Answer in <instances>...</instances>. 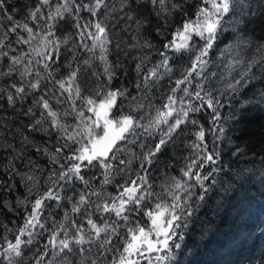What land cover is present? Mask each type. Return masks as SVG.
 I'll return each instance as SVG.
<instances>
[{
  "label": "snow or ice",
  "instance_id": "1",
  "mask_svg": "<svg viewBox=\"0 0 264 264\" xmlns=\"http://www.w3.org/2000/svg\"><path fill=\"white\" fill-rule=\"evenodd\" d=\"M246 7L245 0H37L18 19L8 0H0V60L5 62L0 78L6 81L0 101L13 111L23 109L29 132L19 149L13 148L5 173L23 181L26 191L12 203L0 198V210L19 212L23 219L15 229L0 228V264H88L93 247L90 264H102L113 237L123 243L111 264H174L181 248L176 241L184 240L180 229L187 228L210 192L227 193L231 187L219 179L226 166L218 145L209 149L207 144L209 132L215 141L225 137L220 110L234 100L243 111L264 106V87L256 83L264 84V36H249ZM153 14L162 21L156 28L163 37L158 49L143 35ZM237 14L229 25L233 43L220 47L225 19ZM174 17L181 19L172 27ZM69 18L74 32L61 39L58 26ZM14 45L29 51L15 54ZM121 53L134 61L138 82L131 90L115 84L124 67ZM37 64L46 75L34 71ZM62 64L66 71L57 74ZM205 112L208 131L201 124ZM186 134L183 166L157 193L149 173ZM239 153L237 148L233 155ZM114 173L128 178L108 194L105 187ZM138 215L151 227L134 224Z\"/></svg>",
  "mask_w": 264,
  "mask_h": 264
},
{
  "label": "trees",
  "instance_id": "2",
  "mask_svg": "<svg viewBox=\"0 0 264 264\" xmlns=\"http://www.w3.org/2000/svg\"><path fill=\"white\" fill-rule=\"evenodd\" d=\"M37 0H8V7L12 15L18 19L23 18L27 14L28 8L33 6ZM118 3L119 0H113ZM195 3L197 0H189ZM247 7L245 12L248 13L244 17L251 20L252 23L247 25L249 36L255 40L264 36V0H245ZM145 15L148 12L141 10ZM194 9H189V12ZM255 13L252 15L251 13ZM85 19H88L84 14ZM239 18L237 16H229L225 19V31L221 33L218 44L224 47L226 43H233L234 34L229 25ZM111 19V17H108ZM154 22L144 33V39L149 40L155 48L160 47L162 36L156 35L158 23L153 16L149 17ZM180 17H174L172 27L180 22ZM5 23H7L5 21ZM43 23V22H41ZM116 23V21H113ZM57 33L59 38L65 35H71L74 29L71 27V18L67 22L59 24ZM239 27H244L241 23ZM3 29L0 28V32ZM167 31V30H164ZM115 35L119 37L121 34L117 30ZM125 38V42H126ZM17 48L15 54L21 51H29L23 45H14ZM255 50L253 49V52ZM81 57H85L87 53H77ZM140 55L139 52L136 53ZM63 55V50H62ZM153 62L159 60L158 53L153 52ZM38 59V58H37ZM112 60H116L115 54L111 56ZM120 62L124 65L120 70V77L115 84L120 87L133 88L134 82H138L134 71V61L127 58L123 53L120 54ZM5 68V62L0 60V69ZM39 70L46 75L41 65L37 64L34 71ZM102 68H94L92 71H102ZM66 71L64 65L57 70V74ZM82 74V81H83ZM94 78L88 76L87 83L91 84ZM165 91L167 90L168 81L164 82ZM258 87H264L259 79L256 81ZM0 89H6V81L0 78ZM157 97H162L163 93L156 89ZM157 97H153L154 100ZM162 102V101H159ZM233 106L227 103L221 111V120L219 125L225 129V137L221 141H215L211 132L207 136V144L209 149L218 145L221 152V160L226 171L221 172L219 179L224 186L231 185L230 190L225 193L218 188L208 194L205 201L200 204L199 208L194 212L185 229H180L184 235V240L176 242L181 243V248L175 250L176 260L174 264H264V106H249L250 110L243 111L237 101H232ZM26 106V105H25ZM127 108V104H125ZM23 109L18 108L13 111L7 105L6 100L0 101V198L12 203L24 192L23 181L13 179L11 173H7L9 162L13 160V148L19 149L22 144V138L29 135L28 121L20 113ZM201 124L205 126L206 131L211 128L209 124V114L203 113ZM189 131L191 127L189 126ZM31 137L39 142L37 133H31ZM187 134L178 139L176 145H170L168 151L159 157V162L149 173L150 181L155 187L157 193L163 191L166 179L179 174L180 168L183 166V156L188 153L183 148L182 141H187ZM179 145V146H177ZM133 152H138V148L128 146ZM239 148V155H233V152ZM130 153L126 152L125 156ZM33 159H40L33 157ZM21 164L19 159L14 161ZM25 160L24 164L26 165ZM23 169V165L21 166ZM47 167V165H45ZM97 179H102L100 173L97 172ZM123 175V179L121 176ZM135 175V173H131ZM128 177L126 174L114 173L112 184L105 187V192L112 194L116 191L117 181L124 182ZM10 185L11 187H5ZM99 188V184H95ZM167 201V197H165ZM151 207L154 203L149 201ZM195 207V205H194ZM139 222L146 228H150V221L146 216L138 215L133 223ZM23 219L19 212H8L0 210V228L9 226L13 229L18 224H22ZM121 236L126 234L124 227L119 229ZM115 243L111 246V250L101 257L102 264H111V261L118 255L117 249L123 243L122 239L113 237ZM87 248L88 246L85 245ZM35 251V248L33 249ZM96 255L93 247L92 253L87 257L88 264ZM32 253H28L31 258ZM74 259H84L74 257ZM141 264H146L141 261Z\"/></svg>",
  "mask_w": 264,
  "mask_h": 264
}]
</instances>
